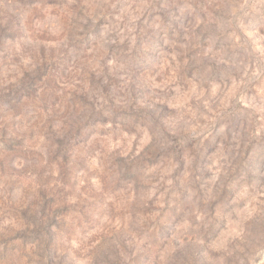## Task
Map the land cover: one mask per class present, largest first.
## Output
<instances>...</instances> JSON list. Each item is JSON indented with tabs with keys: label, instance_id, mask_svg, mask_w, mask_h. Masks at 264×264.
<instances>
[{
	"label": "rangeland",
	"instance_id": "obj_1",
	"mask_svg": "<svg viewBox=\"0 0 264 264\" xmlns=\"http://www.w3.org/2000/svg\"><path fill=\"white\" fill-rule=\"evenodd\" d=\"M0 264H264V0H0Z\"/></svg>",
	"mask_w": 264,
	"mask_h": 264
}]
</instances>
